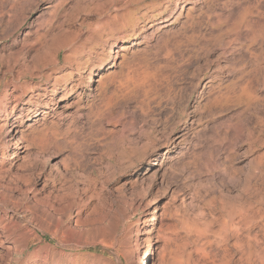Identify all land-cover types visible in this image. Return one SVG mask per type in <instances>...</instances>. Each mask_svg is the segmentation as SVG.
<instances>
[{
	"label": "rangeland",
	"instance_id": "rangeland-1",
	"mask_svg": "<svg viewBox=\"0 0 264 264\" xmlns=\"http://www.w3.org/2000/svg\"><path fill=\"white\" fill-rule=\"evenodd\" d=\"M249 252L264 0H0V264Z\"/></svg>",
	"mask_w": 264,
	"mask_h": 264
},
{
	"label": "bare ground",
	"instance_id": "bare-ground-1",
	"mask_svg": "<svg viewBox=\"0 0 264 264\" xmlns=\"http://www.w3.org/2000/svg\"><path fill=\"white\" fill-rule=\"evenodd\" d=\"M252 246V245H251ZM150 248V247H149ZM249 248V247H248ZM250 249H251V247H250ZM253 249V248H252ZM247 250V249H246ZM256 249H254V251H255ZM259 250V249H258ZM260 251H262V250H260ZM247 252H248V250H247ZM251 252H253V251H251ZM251 252H249V256H247V259L246 260H244V263L243 264H254V261H253V259H252V257H253V255L254 254H252ZM254 253V252H253ZM257 253V252H256ZM259 254V253H258ZM264 254V253H263ZM246 255H247V253H246ZM245 255V256H246ZM260 255V254H259ZM242 256H244V253H243V255ZM255 256V255H254ZM256 256H257V254H256ZM264 256V255H263ZM257 258V257H256ZM256 258L254 259V260H256ZM262 258V255H260V258H259V256H258V259H261ZM257 259V260H258ZM146 260L147 259H144L143 261H142V264H145L146 263ZM243 260V259H242ZM263 260V259H262ZM264 261V260H263ZM257 262V261H256ZM261 262V261H260ZM255 264H257V263H255Z\"/></svg>",
	"mask_w": 264,
	"mask_h": 264
}]
</instances>
